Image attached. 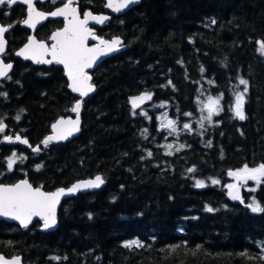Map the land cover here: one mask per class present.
<instances>
[{
    "label": "trees",
    "instance_id": "trees-1",
    "mask_svg": "<svg viewBox=\"0 0 264 264\" xmlns=\"http://www.w3.org/2000/svg\"><path fill=\"white\" fill-rule=\"evenodd\" d=\"M80 3L105 12L103 0ZM24 18L22 6L0 10L10 26L4 58L15 63L0 83V122L36 147L55 120L72 115L78 97L58 64L15 56L30 34ZM61 26L49 20L37 36L48 41ZM97 30L121 36L126 49L93 73L97 91L84 101L80 136L30 150L12 173L0 155V178L26 176L55 190L102 174L107 184L66 200L54 232L38 221L27 228L1 221L0 252L22 255L25 264H264V212L249 207L253 196L264 208V183L243 192L246 203L220 186L195 184L264 164V0H141ZM241 79L243 120L235 115ZM145 93L169 102L182 124L193 119L191 130L178 133L179 150H166L168 133L134 113L132 99ZM202 94L220 97L222 109L203 127ZM133 241L140 246L125 247Z\"/></svg>",
    "mask_w": 264,
    "mask_h": 264
},
{
    "label": "snow or ice",
    "instance_id": "snow-or-ice-1",
    "mask_svg": "<svg viewBox=\"0 0 264 264\" xmlns=\"http://www.w3.org/2000/svg\"><path fill=\"white\" fill-rule=\"evenodd\" d=\"M18 2L25 3L28 5V19L24 21L29 27H34L35 23L40 19L46 18L45 13L37 11L33 0H0V6L3 5H15ZM137 0H108V7L112 8L114 11H121L123 8L128 7L130 4L136 3ZM72 0H68L65 7L52 12L53 16H72V20L69 21L68 27H66L62 32H57L52 36V40L56 41L49 50L46 45L42 43H37L33 39L24 49L17 53V55L23 56L25 59H33L36 63H52L55 61L58 64H62L65 69H67V75L71 81L70 87L72 91L78 92L81 96H87L90 91H93V87L90 85V76L87 75L85 69L92 66L98 55L106 54L110 51L117 50L118 45L121 41L119 39H114L111 42L101 40L100 44L104 45V48H88L86 46V39L89 35H92L91 30L86 27L87 19L80 20L76 13V9L71 6ZM88 17H91L97 22H102L107 19V17H95L91 13H87ZM8 31L7 27L0 26V54H3L6 47V40L4 38V33ZM95 39V36H93ZM261 51L264 52V44L261 45ZM46 55H51V60H46L44 57ZM11 64H4L0 61V76H7L8 71L11 69ZM240 84L247 85V81L244 79L240 80ZM246 91V88H245ZM150 95H144L132 100L133 108L139 107L140 103L144 100L150 99ZM244 104V94L240 93L236 95L235 102V115L243 120L245 119L243 113ZM81 108V103H77L72 109L75 112H79ZM208 112L206 117L211 121L212 116L219 113L220 110V98L209 97L208 103L204 106ZM203 110V109H202ZM190 115V114H189ZM19 119V117H17ZM71 125L69 129L62 128L63 125ZM79 120L76 121H64L61 120L58 125H54L57 129V137L59 139H66L68 135H71L72 131H78ZM168 128L175 131V122L172 120L167 121ZM185 128H190L188 124L184 125ZM201 127L203 125L201 124ZM5 130V125L0 122V133ZM146 131V130H145ZM6 139L12 142V137L8 136ZM16 141L20 143L27 144L26 139H21L16 136ZM54 137H48L43 141L45 147L48 143L53 140ZM171 148V145H168ZM182 147V146H181ZM179 150V149H177ZM33 151H40L39 147L33 149ZM169 155L171 152L168 153ZM151 155V153H149ZM15 154L13 158L8 161V168L11 170L15 164ZM190 171H194L191 169ZM229 175L237 178V180H243L247 182L248 180H254L259 183L262 178H264V164H261L256 168H248L245 166L243 169L230 172ZM104 181L102 177L97 176L94 181H87L83 184H75L67 193L64 189H60L54 193H45L39 188H33L27 180L21 181L17 184L8 186L0 185V216H11L13 219L19 220L20 223L27 227L28 223L31 221L33 216H39L44 219L45 228L51 227L55 224V207L59 203L60 197L65 194H72L80 190L81 188H97ZM213 183H218V181H213ZM198 187H204L202 181H197ZM228 188L231 190L229 195L234 200H239L240 195L237 190V186L229 184ZM252 211L264 212V208H261L259 204L253 200L252 205H249ZM212 211L211 208L207 209ZM132 244L139 245L138 241H133L130 244H125V247H131ZM0 264H9L8 261L0 257ZM11 264H19V260L11 262Z\"/></svg>",
    "mask_w": 264,
    "mask_h": 264
},
{
    "label": "water",
    "instance_id": "water-1",
    "mask_svg": "<svg viewBox=\"0 0 264 264\" xmlns=\"http://www.w3.org/2000/svg\"><path fill=\"white\" fill-rule=\"evenodd\" d=\"M45 1H47V0H33V3H34V6H35L36 10L45 13V17H46V18L40 19L38 22H36L35 25H34V27H29L28 25H26V24L24 23V21H25L26 19H28V5L25 4V3H21V2H18V3H17V4H21V5H24V6L27 7V16H26V18L24 19V21L21 23V25H22V27L27 28L31 33H30V35H29V37H28L27 42H26L23 46H21V47L16 51L15 55H16V57L21 58V59L24 60V61L31 62V63H33V64H35V65L50 66V65L58 64V63H56L55 61H53V62L50 63V64H49V63H36L33 59H25L23 56L17 55V53L20 52L22 49H24V48H25V47H26V46H27V45H28L33 39H35V41H36L37 43H42V44L46 45V47L50 50L51 47H52V45H54V44L56 43V41L52 40V36H53L55 33H57V32H62L66 27H68V25H69V21L72 20V16H71V15H68V16H53V15H51L52 12H55V11H57L58 9L65 7V5L68 3V0H65L66 3H65L64 5L55 8V9H54L53 11H51V12L43 11V10H41L40 8H38L37 4H38L39 2H45ZM104 1H105V3H106V5H105V10H106L107 13H95V12H93L92 10L88 9V10H86V11L84 12V14H83V16H82V15H81V12H80V7H79V4H78V0H72L71 6H72L73 8L76 9V13H77V15L79 16V19H80V20H85V19H87L86 27H87L88 29H90V30H91V33H92V35H89V36L87 37V39H86V46H87L88 48H104V45L100 44V41H101V40L111 42V41L114 40V39H119V40L121 41V43H120V45H118L117 50L107 52L106 54L98 55V56L96 57L95 61L93 62L92 66L89 67V68H87V69H85L87 75L91 77L89 83H90V85H91V86L93 87V89H94L93 91H90V92L88 93L87 96H81L78 92H74V91H72V88L70 87V85H71V81H70V79H69V77H68V75H67V69H65V67H64L62 64H58V65H59L60 67H62L63 70H64L65 77L67 78L68 83H69V84H68V89H69V91H70L71 93H73L74 95H77V96L79 97V99H78V100L76 101V103L74 104V107H75V105L79 102V103H81V108H80V110H79L78 113L75 112V111H72V115L61 116V117H59L57 120H55V121L53 122V124L51 125V132H50V134L47 135V136L43 139V141H44V140H46L48 137H54V139L51 140V141L48 143L47 147H49V146L52 145V144L67 143V142L72 141L73 139L77 138L78 136H80L81 131H82V125H83L82 113H83V104H84V101L87 100L88 98H90L91 96H93V95L96 93V91H97V85H96V83H95V78H94L93 73H94L95 70H96V69H97V68H98L103 62H105L107 59H109V58H111V57H113V56H115V55L120 54L121 52H123V51L126 49V48H125V41H124V39H123L122 37H120V36H115V37H113V38H111V39L102 38L101 36L97 35L96 27H101V26H103L107 21H110L114 16H120V15H123V14L129 12V11L132 10L134 7H136L137 5H139V4L141 3V0H137L136 3L130 4L128 7L123 8L121 11H118V12H117V11H114L112 8H110V7L107 6V5H108V0H104ZM17 4H15V5H17ZM87 13H91L92 16H95V17H107V19L103 20L102 22H97L96 20H93L91 17H88V16H87ZM50 19H52V20L63 19V20H64V25H63L62 28L57 29V30H55L54 32H52L51 37H50V40H49V42H48V41H46V40H41V39H39V38L37 37L36 33H37V31L39 30V28H41V26H42L43 24H45V23H46L48 20H50ZM0 26H4V27H7V28H8V26L3 25L1 22H0ZM7 32H8V31H7ZM7 32L4 33V38H5V40H6V47H5V51H4V53H3V54H0V61H2L4 64H11L12 67H11V69L8 71L7 76H0V82L6 80L9 76H11L12 73H13L14 67H15V63H14V62H9V63H8V62H6V60L4 59V55L6 54V52H7V50H8ZM93 36H95V39H93ZM44 59H46V60H51L52 57H51V55H46V56L44 57ZM74 107H73V108H74ZM77 119L79 120V125H78L79 130H78V131H72L71 135H68L66 139H59V138H56V137H57V129L54 128V125H58L59 122H60L61 120H64V121H76ZM61 127H62V128H65V129H69V128H71L72 126L66 124V125H63V126H61ZM6 129H7V126L5 125V130H6ZM5 130H4V131H5ZM8 136H11V137H12V142H9L6 138H5V141H6L7 143H9L10 145L23 144V143H20L19 141H16V139H15L16 137H13L12 135H8ZM8 136H6V137H8ZM18 136H19L21 139H25V138L22 137L21 135H18ZM26 140H27V139H26ZM27 141H28V140H27ZM43 141H42L40 144H38L36 147H39V149H41V147H45L44 144H43ZM23 145H26V146L30 147L31 152H33V153H37L36 151H33V149L36 148V147H31L29 141H28L27 144H23ZM38 152H39V151H38ZM97 176L102 177V179H103V181H104V183L101 184L99 187H97V188H81L80 190H78V191L75 192V193H72V194H65V195H63V196L60 197L59 203H58V204L56 205V207H55V224H54L53 226L48 227V228H45V226H44V223H45L44 219H42V218L39 217V216H33L32 219H31V221L28 223V226H27V227H30V226L33 225L34 222H36V221H41V222H42L41 230H42L43 232H54V231H56V230L59 228V226H60V225H59V210H60V208L62 207L63 203H64L66 200H69V199H71V198H74V197H76V196H77L78 194H80V193H93V192H97V191L101 190L102 188H104V187L106 186L107 182H106V180H105V177H104L102 174H96V175H94L93 177L82 178V179L76 180L75 182H73L72 184H70V185H68V186H62V187L56 188L55 190H45V189L42 188V187H38V186L36 187V186L33 185V183H32L29 179H27V178H23V179L17 181L16 183H14V184H17V183H19V182H21V181L27 180L28 183L31 184L33 188H39L41 191H43V192H45V193H54V192H56V191H58V190H60V189H64L65 192L67 193V190L70 189L73 185L78 184V183L83 184V183H85V182H87V181H94L95 178H96ZM14 184H5V183H1L0 185H8V186H11V185H14ZM1 221L8 222V223H15V224L19 225V226L22 227V228H27V227H24V226L20 223L19 220L13 219L11 216H0V222H1ZM0 257H3L4 260H6V261L9 262V264H11V262H13V261H15V260H17V259L19 260V264H25V260H24V257H23L22 255H14V256L9 257V256H6L5 254H3V253L0 252Z\"/></svg>",
    "mask_w": 264,
    "mask_h": 264
},
{
    "label": "rangeland",
    "instance_id": "rangeland-1",
    "mask_svg": "<svg viewBox=\"0 0 264 264\" xmlns=\"http://www.w3.org/2000/svg\"><path fill=\"white\" fill-rule=\"evenodd\" d=\"M240 83V81H239ZM239 86L241 88H239L237 94L243 93L244 94V100H245V96L247 93V85H242L239 84ZM246 88V91H245ZM144 95H150V99L144 100L143 102L140 103L139 107L133 108V111L135 114H139L140 116H143L145 118V120L147 121H151L152 119H154L156 121V125L162 130V131H166L168 133V138L163 142L162 144L165 146L166 150L168 151H173L175 149H178L181 146V143L178 141V133L183 129L186 130H191L192 126L191 123H193V119H188V122H185L182 124L181 121L178 120L177 116L175 114H173L172 112H170V103L167 101H161V100H154L153 95L152 94H141L137 97H134L133 99H136L138 97L144 96ZM209 97L212 96H207L206 94H202L201 97L199 98V109L201 111V117L197 118V122L199 125H205V122H210L206 117L208 116V112L206 110V108H204V106L208 103V99ZM212 98H220V97H212ZM132 99V100H133ZM235 102H236V96H235ZM133 106V105H132ZM243 107V106H242ZM220 108H221V99H220ZM203 109V110H202ZM220 112V111H219ZM217 115V114H216ZM215 117V115L212 116V119ZM211 119V120H212ZM172 120L175 122V131H172L171 128H168L167 125V121ZM188 124L190 126V128H185L184 125ZM175 136V137H174ZM168 145H171L172 147L169 148ZM244 168V167H243ZM243 168L240 169H236V170H232L230 172H236L239 171ZM251 168V167H248ZM226 175L225 179H218V178H211L209 180H199L196 179L195 180V184L197 186V181H202L204 183V187H208V186H220L224 189V191L227 193L228 197L233 200V201H237V202H242V203H246L245 202V198L243 195L244 191H255L260 184L264 183V179L262 178L261 181L259 183H257V181L254 180H248L247 182L243 181V180H237V178L229 175V173ZM213 181H218V183H213ZM229 184H233L237 186V190L239 192L240 198L239 200H234L231 198V196L229 195V192L231 191L228 188ZM251 200L249 202V205H252L253 200H255L256 198L253 196H250ZM256 201V200H255ZM258 212V211H257Z\"/></svg>",
    "mask_w": 264,
    "mask_h": 264
},
{
    "label": "flooded vegetation",
    "instance_id": "flooded-vegetation-1",
    "mask_svg": "<svg viewBox=\"0 0 264 264\" xmlns=\"http://www.w3.org/2000/svg\"><path fill=\"white\" fill-rule=\"evenodd\" d=\"M50 1H52V0H47V1H45V2H39L38 4H37V6H38V8H40L39 7V5H43V4H45V3H47V2H50ZM55 1H58V2H60V4L57 6V7H59V6H62V5H64L65 3H66V1L65 0H55ZM104 1V0H103ZM105 2V1H104ZM78 4H79V7H80V12H81V15L83 16V14H84V12L86 11V10H88V9H90V8H88V9H86V10H82V6H81V3H80V0H78ZM105 5H106V3H105ZM9 5H3V6H0V10L1 9H3V7H8ZM19 6H22V7H24L25 8V18H26V16H27V7L26 6H24V5H21V4H17V5H10L9 7H12V8H15V7H19ZM57 7H55V8H57ZM54 8V9H55ZM41 9V8H40ZM53 9V10H54ZM41 10H43V9H41ZM53 10H51V11H53ZM91 10V9H90ZM43 11H45V10H43ZM51 11H47V12H51ZM94 12V11H93ZM96 13V12H95ZM101 13H107L106 12V10H105V12H101ZM24 18V19H25ZM24 19L21 21V23L24 21ZM50 20H52V19H50ZM57 20H60L61 22H62V26H61V28L63 27V25H64V20L63 19H57ZM49 21V20H48ZM47 21V22H48ZM1 22V21H0ZM46 22V23H47ZM2 23V22H1ZM45 23V24H46ZM3 24V23H2ZM45 24H43L42 26H41V28L45 25ZM3 25H5V26H8V30H9V28H10V26L9 25H6V24H3ZM102 27V26H101ZM101 27H96V30L98 29V28H101ZM24 28V27H23ZM41 28H39V29H41ZM25 29H27V28H25ZM28 30V29H27ZM30 32V31H29ZM38 32V31H37ZM31 33V32H30ZM7 35H8V32H7ZM30 35V34H29ZM36 35H37V33H36ZM97 35H99L98 34V30H97ZM99 36H101V35H99ZM29 37V36H28ZM38 37V36H37ZM51 37V36H50ZM102 37V36H101ZM102 38H106V37H102ZM106 39H108V38H106ZM28 40V39H27ZM41 40H43V39H41ZM50 40V39H49ZM49 40H48V42H49ZM27 42V41H26ZM25 42V43H26ZM24 43V44H25ZM23 44V45H24ZM8 45H9V42H8ZM22 45V46H23ZM8 51V50H7ZM17 51V50H16ZM15 51V52H16ZM7 53V52H6ZM6 55V54H5ZM5 55H4V57H5ZM16 56V55H15ZM5 59V58H4ZM21 59V58H20ZM6 62H13V61H6ZM1 83V82H0ZM10 134H13V136H16L13 132H9L8 131V128L3 132V133H0V155H2L3 156V158H2V160L4 161V166L3 167H5V171L7 172V173H12L13 171H15L16 170V168L17 167H19L20 165H22L26 160H27V158H28V154H27V152H29L30 151V147H28V146H25V145H23V144H18V145H10L9 143H7L6 141H5V138H6V136H8V135H10ZM7 151V152H6ZM31 152V151H30ZM13 154H15V164L13 165V167H12V169L10 170L9 168H8V161H9V159L10 158H13ZM24 161V162H23ZM23 178H27V179H29L28 177H26V176H23V177H20V178H18V180H15V181H9V182H5L4 180H3V178H0V184L1 183H5V184H14V183H16L17 181H19V180H21V179H23ZM264 179V178H263ZM30 180V179H29ZM34 185V184H33ZM37 187V186H36ZM38 187H40V186H38ZM43 188V187H42ZM38 222H41V221H38ZM35 223V222H34ZM42 223V222H41Z\"/></svg>",
    "mask_w": 264,
    "mask_h": 264
},
{
    "label": "bare ground",
    "instance_id": "bare-ground-1",
    "mask_svg": "<svg viewBox=\"0 0 264 264\" xmlns=\"http://www.w3.org/2000/svg\"><path fill=\"white\" fill-rule=\"evenodd\" d=\"M121 37V36H120ZM16 53V52H15ZM10 77V76H9ZM75 96H77V95H75ZM78 97V96H77ZM78 99H79V97H78ZM26 146V145H25Z\"/></svg>",
    "mask_w": 264,
    "mask_h": 264
}]
</instances>
